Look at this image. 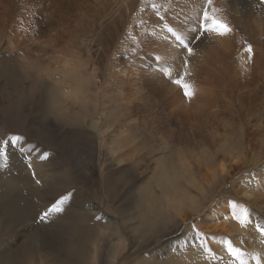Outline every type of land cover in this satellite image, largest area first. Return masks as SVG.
<instances>
[{"label":"rangeland","instance_id":"374dc122","mask_svg":"<svg viewBox=\"0 0 264 264\" xmlns=\"http://www.w3.org/2000/svg\"><path fill=\"white\" fill-rule=\"evenodd\" d=\"M40 1L46 4H36L40 9L38 22L28 40L40 41L43 37L48 39L46 44L53 45L56 29L62 24L74 36L77 54L71 67L62 71L50 66L38 70V88L31 87L30 77L25 82L19 74H12L8 80L0 77V175L8 168L7 153L15 145L26 163L36 158L42 164L38 170L46 180V185L39 183L31 163L29 173L25 169L29 180L24 184L25 198L30 202L24 200L45 210L33 217L39 216L40 220L26 219L9 226L0 219V264L8 260L11 264L242 262V258L229 254L226 241L233 246L241 242L244 252L239 245L238 249L246 259L251 256L248 250L260 249L252 254L264 264V236L257 227L264 226V85L252 93L238 79V87L219 84L213 90L206 72L197 73L193 80L196 87L190 89L191 95L183 96V103L209 107L215 102L218 112L214 117L204 115L197 122L175 117L164 119L162 126L156 119H152V124L144 119L143 122L137 115L148 116L147 110L141 111L148 107L144 97L158 83L149 87L138 83V72L132 64L133 0H105L102 5L86 0H58L52 6H47L48 0ZM114 5H120L122 12L111 13ZM58 8L63 11L61 18L54 14ZM6 31L12 33L8 28ZM204 37L201 34L200 39ZM1 39L2 43L6 41ZM80 43H87L92 51L84 53L78 49ZM259 53L264 59V45ZM235 67L240 69L233 59L228 68ZM64 77L69 87L63 94L70 100L59 104L54 84ZM57 88L60 90V85ZM78 89L92 91L94 100L86 104L103 107L106 117H116L121 110L120 114L126 112L127 118L117 119L100 133L99 120H95L94 128L89 125L93 123L89 116L84 119L68 110L73 99L81 98ZM244 89L251 96L243 93ZM121 90L131 93L125 92L123 97ZM212 90L217 93L213 95ZM123 98L126 102L122 103ZM60 108L69 111L70 123L63 120L65 123L61 124L56 119ZM56 173H60V179H55ZM112 181L117 183L114 189ZM50 187L54 192H47ZM29 190L35 191L32 198ZM12 202L4 200V213L10 212ZM54 209L56 218H45ZM243 209L247 210L248 219L242 225L233 214L238 215ZM61 227L71 233L59 232ZM109 242L119 244L112 257L106 251Z\"/></svg>","mask_w":264,"mask_h":264},{"label":"bare ground","instance_id":"6f19581e","mask_svg":"<svg viewBox=\"0 0 264 264\" xmlns=\"http://www.w3.org/2000/svg\"><path fill=\"white\" fill-rule=\"evenodd\" d=\"M32 1L33 2L31 3L29 2V0H0V77L3 78L4 80H8L12 74H19L20 78H23V82H25L28 79V77H30L32 79V80L30 79L32 83L31 87L37 86L38 88V86H40L41 84L40 78L37 75L38 70H41V68H44L46 66H50L52 70L56 69L57 71H62L65 68L71 67L72 65L71 60L74 58V54H77L76 51L77 43L74 36L71 33H69L63 27L62 24H59V26L56 29L53 45L46 44L48 43V39L43 37L41 38L40 41L31 40L30 42L27 37L30 34L31 30L34 29L35 24L38 22L36 16L37 13L40 12V9H38L36 4L43 3L40 0H32ZM56 1L58 0H48L47 6L49 5L52 6L53 4H55ZM86 1L98 5H102L105 2V0H86ZM153 1L155 0H133V5H132V11L134 14L132 19L134 25L132 26L133 27L132 34L134 35L132 40L133 42L132 55H134L132 57L133 58L132 64L134 65L136 71L138 72L137 74V77L139 78L138 83H142L143 86L145 85L146 87H149L151 83L154 82L158 83L157 87L150 88L147 90L146 96L143 95V97L145 96L144 102L145 104H147L148 107L145 108L143 106L144 104L143 102L141 106H143V108L145 109L142 110L141 106L139 108L141 109V111L147 110L148 116L144 117V114L142 113H140V115H137V117H141L140 118L141 121H143L144 119L148 121L150 124H152V119H156L160 122L162 126V124L164 123V119L166 120L175 119V117H178L181 120L189 119L195 121L198 118L200 119L204 115L205 116L209 115L210 117H214L212 115H215L218 112L217 105L215 102L211 103V106L209 107L197 106L193 102L183 103L182 99L183 96L185 95L184 89L182 87H179V89H177L178 84L173 82L176 79H181L184 81V83L188 84L190 86L189 91L191 88L194 89L196 87V84L193 83V80L196 77L197 73L204 74L205 72L209 77V82L212 84L213 90L216 89L217 85L219 84H231L232 87L233 86L238 87L237 83L235 82V80L238 79L239 81L240 80L242 81V82L240 81L241 85L247 89H250V91L252 90V93L254 91L253 89L264 85V59L261 58L259 53L261 47L264 45V2H262V0H211V3H209L208 0H158L156 4H154ZM204 11H207L209 13V16H215L217 19L226 22L231 27L232 31L229 34L222 36L212 31L200 30L201 24L204 25L207 24L212 27L211 23L204 19L203 16ZM110 12L113 14L118 12L121 13L122 9L120 5L119 6L114 5L110 8ZM54 14L55 16L61 18L63 16V11L60 8H58L54 12ZM120 22L121 21L119 20V25ZM7 28L10 31V33L12 32L11 34L15 35L14 37H11L10 36L11 34L9 35L7 33L6 31ZM200 33L202 34V36L203 35L205 36L204 39L203 38L200 39L201 37ZM175 34L179 35V37L184 41L185 45H180L178 41L175 40L174 37ZM2 37L4 40H6L3 43L1 42ZM203 42L205 43L202 44ZM248 45H251L252 48L250 59H249V53L247 51ZM78 49H82L84 53H87L88 51H92V47H88L87 43H80ZM189 49H191V52H189ZM57 55H61V58H57ZM45 56H47L48 58H44ZM233 59L236 61V63H239L240 69H237L236 67L234 69L228 68L229 62ZM6 68L9 70H7ZM81 77L82 75H80L79 78ZM67 78L72 79L70 75H67ZM122 78H124L125 80V77ZM122 82L124 83V81ZM54 85L56 89L55 100L59 104H62L64 101L70 100L69 96L63 94L65 88L69 87V83L65 79V77L63 80L58 81ZM59 85H60V90L57 88ZM218 88H220V86ZM124 90L123 91L121 90L122 93L124 92ZM213 90H212V94L215 95V93L217 92H214ZM246 90L243 91V93H246ZM77 91L79 92L81 98L76 96L77 99L76 100L73 99V102L68 107V110L70 109L76 114L83 116L84 119H86L85 115L89 116L93 120V123L89 122V125H92L93 127L97 125V123H95V120L97 121L99 120L100 125L98 128L100 133H103L107 128L110 127L109 125H111L114 121L116 122L117 119L128 116L126 115V112L124 110L123 111L125 112V114L124 113L120 114L121 110L118 108L120 110L118 111L119 113L117 112V114H119L118 116L113 117L116 114H111L108 117H106L104 115L106 111L103 107L97 109L95 105L91 106L86 104L89 103V100H94L93 98L94 93L92 91L85 89H78ZM89 91L90 94L88 93ZM127 91L125 92L127 93ZM125 92L122 95L123 97L126 94ZM129 92L127 94H129ZM252 93L249 92L248 93L249 96H251L250 94ZM141 94H139L138 92L137 95H141ZM219 95L218 97H220ZM19 96L20 94L18 93V97ZM128 96L129 97L127 98L131 97V95ZM113 97H111V100ZM143 97L141 98L143 99ZM214 97L216 98V96ZM226 97L227 99L229 98L228 96ZM131 99L133 100V95ZM119 101L120 100H118V102ZM120 102L123 103L126 102V100L123 101L121 99ZM18 105L20 104L18 103ZM61 108L57 111V115H56L60 119L59 118L56 119L58 121H61V124L65 122L70 123L69 113H68L69 111ZM128 110L129 109H127V112ZM136 113L137 112H135V114ZM210 117L207 119H210ZM202 118L204 119L205 117ZM63 120L65 122H63ZM181 120L178 121L180 122ZM83 122L84 124L86 123L85 120H83ZM170 122H173V120ZM13 147H10L11 149L7 153V156L9 157V165L7 166L8 168L0 175V219L1 221L7 224L18 223L26 219H36V218L39 219V216L33 218L34 215H36L38 212H39L38 214L40 215L45 210L44 207L41 205L40 206L34 205L35 207H37V209L34 210L33 208L34 206L33 205L31 206L29 204L30 201L27 198H25L26 195L24 191V184L26 185L29 182V180L26 178L25 169L29 173V169L31 168V166L37 171V173L34 174L35 178L39 180V183L41 185L43 184L46 185V180L43 178V176L39 174V170H38L39 166L42 164L39 163L36 158H33V160L30 161L27 160L29 162L26 163V161H24L25 159L23 160L22 155L21 154H20L21 156L19 155L17 148L15 149V145H13ZM128 150H130V147ZM132 150L130 152H132ZM71 157H73V155ZM75 162L77 163V161ZM30 163L32 164L31 166ZM59 174L60 173L55 174V179L60 177ZM62 175H63L61 176L63 178L62 181L66 183L65 175L64 174ZM30 180L31 182H33L31 178ZM112 182H113L112 189H114L117 186V183L114 181ZM49 185L52 186V184L50 183ZM54 190L55 189L50 187L47 192L52 193L54 192ZM30 192L31 194L29 197L31 196L33 197V193L35 191L34 192L30 191ZM24 198L29 202H26ZM9 199H11V202L15 200L14 202L16 204L12 202L10 206V212L4 213L3 212L4 200L8 201ZM175 200L177 202V199ZM193 202L195 204L198 203L197 201H194V199ZM68 206L69 203L68 201H66L65 207L67 208ZM193 206L195 205L193 204ZM31 209L33 211H31ZM55 215H56V211L54 209L53 213L49 214V216L45 218L49 219L51 217H54L55 219L56 218ZM78 225L82 227V224L79 223ZM57 230L59 232L67 231L69 232V234L71 233L66 228H62V227ZM72 231H73V227H72ZM248 232H250V230H248ZM255 234L256 233H254V235ZM58 237L60 236L58 235ZM70 237L71 236H69V238ZM64 243L62 241V244ZM103 243L105 244V242ZM240 243L241 242H236L234 243V246L239 248ZM118 245L109 242L108 249L105 250L112 257L116 252ZM64 246L65 245H63V247ZM240 248L242 250L241 252H244L245 248H243L242 246H240ZM248 251H250L251 253V256L250 253H248L250 257H247V259L249 260H247L246 257L243 255V253H241L239 259L242 258L243 259L242 262L236 261L234 264H263L260 262V259L257 256L254 257L253 255L259 253V251H261L260 249H258L257 251L255 250L254 251L248 250ZM69 252L71 253L70 250ZM7 263L11 264L9 260L7 261Z\"/></svg>","mask_w":264,"mask_h":264},{"label":"snow or ice","instance_id":"6c2138e0","mask_svg":"<svg viewBox=\"0 0 264 264\" xmlns=\"http://www.w3.org/2000/svg\"><path fill=\"white\" fill-rule=\"evenodd\" d=\"M209 3H211V0H208ZM203 16L205 18L206 21H209L212 25L211 28H206L205 31H212L215 32L219 35H227L229 34L232 29L231 27L224 21L217 19L215 16H209V13L207 11H204ZM247 51L249 53V59L251 58V53H252V48L251 45H248L247 47ZM189 52H191V49H189ZM174 83L178 84L180 87H182L184 89V94L186 96L191 95L190 91H189V85L184 83L181 79H176L173 81ZM234 218L238 219L240 221V223L243 225L247 222L248 219V214H247V210L243 209L241 211L240 214H233ZM261 235L264 236V226H257ZM226 246H227V250L229 252L230 255L239 258L241 256V252L238 248H235L231 242H225Z\"/></svg>","mask_w":264,"mask_h":264},{"label":"crops","instance_id":"0c3cea01","mask_svg":"<svg viewBox=\"0 0 264 264\" xmlns=\"http://www.w3.org/2000/svg\"><path fill=\"white\" fill-rule=\"evenodd\" d=\"M23 86H26L25 84L23 85ZM6 124H8V123H6ZM2 125V124H1ZM8 125H10V124H8ZM3 127V126H2ZM4 128V127H3Z\"/></svg>","mask_w":264,"mask_h":264}]
</instances>
